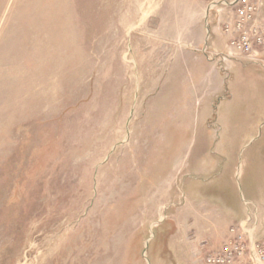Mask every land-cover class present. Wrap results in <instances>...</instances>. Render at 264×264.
<instances>
[{
  "label": "rangeland",
  "instance_id": "obj_1",
  "mask_svg": "<svg viewBox=\"0 0 264 264\" xmlns=\"http://www.w3.org/2000/svg\"><path fill=\"white\" fill-rule=\"evenodd\" d=\"M223 1L0 0V264H204L247 217L264 248V68L213 58Z\"/></svg>",
  "mask_w": 264,
  "mask_h": 264
},
{
  "label": "built area",
  "instance_id": "obj_2",
  "mask_svg": "<svg viewBox=\"0 0 264 264\" xmlns=\"http://www.w3.org/2000/svg\"><path fill=\"white\" fill-rule=\"evenodd\" d=\"M222 4L227 11L220 20V29L227 38L228 52L216 58H240L263 65L264 0H229ZM250 220L247 217L231 226L223 244L204 256V264H264V248L254 240Z\"/></svg>",
  "mask_w": 264,
  "mask_h": 264
},
{
  "label": "crops",
  "instance_id": "obj_3",
  "mask_svg": "<svg viewBox=\"0 0 264 264\" xmlns=\"http://www.w3.org/2000/svg\"><path fill=\"white\" fill-rule=\"evenodd\" d=\"M214 25L212 26V31H213V34L215 35V36H217V35H222V32H221V30L218 28V26L216 25V23H215V18H214ZM210 24L211 23H208V28L210 27ZM195 26H196V40H197V44H200L201 43V41H202V23H201V18H199L198 16H197V19H196V24H195ZM227 45V44H226ZM226 45H225V49L223 50V51H219L217 48H213V58H216L218 55H226L227 54V47H226ZM218 60H220L221 62H222V60L220 59V58H218ZM227 60V59H226ZM225 60V61H226ZM261 60H263L264 61V52L261 54ZM256 65H258V64H256ZM258 66H261V67H263L264 68V64L263 65H258ZM230 227H228L227 229H224V230H222V231H220V232H218L216 235H219V243H218V245L216 246V247H212L213 249H212V251L214 250V248H219V244L221 243L222 244V242H224V240H225V238L227 237V235H228V229H229ZM206 243V246H208L209 245V241H207V242H205Z\"/></svg>",
  "mask_w": 264,
  "mask_h": 264
}]
</instances>
